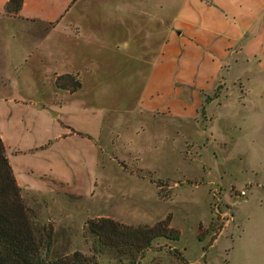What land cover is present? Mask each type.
Here are the masks:
<instances>
[{"label":"rangeland","instance_id":"obj_1","mask_svg":"<svg viewBox=\"0 0 264 264\" xmlns=\"http://www.w3.org/2000/svg\"><path fill=\"white\" fill-rule=\"evenodd\" d=\"M176 6L75 0L53 24L0 18V135L36 227L54 231L51 258L79 252L99 264H129L93 251L88 221L168 220L179 239L154 240L138 264H224L225 236L237 233L234 211L264 206L260 189L246 200L254 177L233 151L210 142L203 108L199 122L137 104ZM66 74L80 83L75 93L55 84ZM61 83L72 87L68 78ZM66 126L76 135L65 136Z\"/></svg>","mask_w":264,"mask_h":264},{"label":"crops","instance_id":"obj_2","mask_svg":"<svg viewBox=\"0 0 264 264\" xmlns=\"http://www.w3.org/2000/svg\"><path fill=\"white\" fill-rule=\"evenodd\" d=\"M74 1L23 0L16 18L53 24ZM7 2L0 0V18ZM219 85L220 96L205 102ZM137 104L146 112L199 122L203 108L210 142L233 151L254 177L244 185L246 200L254 189L264 192V0H177ZM66 127L65 136L76 135ZM231 221L237 233L225 236L230 260L224 264H232L231 257H240L237 264H264V206L240 217L234 211Z\"/></svg>","mask_w":264,"mask_h":264},{"label":"trees","instance_id":"obj_3","mask_svg":"<svg viewBox=\"0 0 264 264\" xmlns=\"http://www.w3.org/2000/svg\"><path fill=\"white\" fill-rule=\"evenodd\" d=\"M22 2L8 0L5 14L16 17ZM64 78L70 79L72 87L61 83ZM55 84L72 93L80 88V83L68 74L56 78ZM34 218V211L22 200L0 135V264H99L94 256L85 257L79 252L51 258L54 231L50 225L36 227ZM85 235L92 240L95 253L112 252L119 261L127 259L129 264H138L154 240L179 239V232L169 227L168 220L152 226H130L100 218L88 221Z\"/></svg>","mask_w":264,"mask_h":264},{"label":"built area","instance_id":"obj_4","mask_svg":"<svg viewBox=\"0 0 264 264\" xmlns=\"http://www.w3.org/2000/svg\"><path fill=\"white\" fill-rule=\"evenodd\" d=\"M241 194H243V195H244V192H241Z\"/></svg>","mask_w":264,"mask_h":264}]
</instances>
